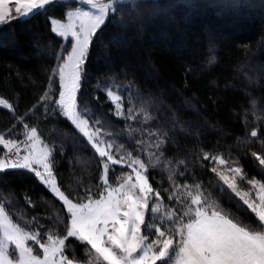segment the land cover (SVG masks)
I'll return each mask as SVG.
<instances>
[{"label": "trees", "instance_id": "1", "mask_svg": "<svg viewBox=\"0 0 264 264\" xmlns=\"http://www.w3.org/2000/svg\"><path fill=\"white\" fill-rule=\"evenodd\" d=\"M158 2L167 6L155 13L146 11L144 21L133 25L122 43H112L118 32L115 27L94 37L77 98L80 110L98 128L120 134V143L133 154L138 152L139 141L147 156L158 134L166 133V163L186 160L191 168L202 151L222 153L237 162L247 179L264 184V167L251 155H264V144L248 142V133L258 126L256 117L264 118V0ZM65 11L66 4L57 3L49 16L64 18ZM51 29L49 21L39 15L14 19L10 26L0 28V98L15 109L14 115L0 105V135L6 139L24 138L17 117L33 109L44 91H55L59 98L58 81L49 85L48 78L63 40ZM105 50L107 58H100ZM212 56L215 61L209 63ZM112 85L123 97V116L115 115V105L106 95ZM132 104L141 107L140 112L133 109L135 119L128 112ZM25 123L36 126L41 139L53 149V171L61 189L74 201L77 197L83 201L85 189L98 198L97 193L104 191L102 163L78 129L62 115L49 112L46 117L43 108H36ZM4 152L0 145V157ZM118 169L110 170L112 186L118 181ZM193 171L219 210L257 229L254 214L221 189L214 174L199 167ZM171 174L169 168L157 166L150 182L153 187L168 188ZM0 202L29 226L35 223L36 230L44 225L55 233L64 232L66 207L30 172H0ZM163 206L169 211L177 207L167 200ZM74 248L79 259L88 255L84 251L89 248L79 243Z\"/></svg>", "mask_w": 264, "mask_h": 264}, {"label": "snow or ice", "instance_id": "2", "mask_svg": "<svg viewBox=\"0 0 264 264\" xmlns=\"http://www.w3.org/2000/svg\"><path fill=\"white\" fill-rule=\"evenodd\" d=\"M7 2L0 0V25L10 26V17L44 16L53 26L51 30L68 40V47L55 54L56 65L50 69L48 78L49 85L58 81L59 98H55V91L46 90L33 109L17 117L24 130V140L0 135V145L8 149L0 157V172L25 170L34 174L66 207L67 222L63 223V234L45 229L44 225H38L39 230H36L35 223L21 226L0 203V264H82L75 256L76 243L85 248L90 246L93 257L87 264H264V184H259L257 203L249 192L238 188L237 177L243 178V169L234 166L237 162L226 159L222 153L202 151L191 168L186 160L166 163L164 153L169 139L166 133L158 134L160 138L152 144L147 156L139 141L138 152L133 154L123 144L117 146L101 139L100 129L94 128L85 118L87 112L80 110L77 94L93 39H98L97 33L115 27L118 32L113 35L112 43H122L125 33L144 21L146 11L155 13L167 5L158 0H81L88 6L87 10L69 9L62 13L66 22H61L49 16L56 10L57 0H13L15 15L11 8L5 9ZM107 55V50L99 54L105 59ZM214 61L215 56H212L209 63ZM106 95L120 100L111 90H107ZM252 104L255 106V101ZM0 105L15 115L13 105L7 100L0 98ZM36 108H43L46 117L49 112L66 117L87 138L102 163L100 179L104 191L97 193L98 198H93L90 189H85L83 201L80 197L74 201L61 189L53 172V149L42 144L36 126L25 123ZM115 108V115L123 116L119 102ZM128 111L135 119L133 109ZM144 115L147 118V114ZM256 120L258 126L248 133V142L264 144V128L259 127L264 124V118L256 117ZM13 149L15 154L9 155ZM121 152L123 154H119ZM251 155L264 167V155L256 152ZM117 166L126 167L128 171L112 186L108 175ZM157 166L167 167L172 172L168 188L162 184L153 187L150 182V174ZM197 167L214 174L221 189H226L254 214L258 230L242 225L217 208L209 199L211 192L193 171ZM178 179L185 182L177 183ZM189 179L191 183L187 182ZM247 183L253 187L258 184L254 180ZM164 200L177 207L162 210Z\"/></svg>", "mask_w": 264, "mask_h": 264}, {"label": "rangeland", "instance_id": "3", "mask_svg": "<svg viewBox=\"0 0 264 264\" xmlns=\"http://www.w3.org/2000/svg\"><path fill=\"white\" fill-rule=\"evenodd\" d=\"M61 2H63V3H65L66 4V11L67 10H69V9H75V8H77V7H82V8H84L85 10H87V7L88 6H86V5H84V4H82V2H81V0H57V3H61ZM15 7H16V5H15V3L13 2V0H8V2L5 4V9H7V8H11L12 9V11H13V14L15 15ZM10 19V21H12V20H14V19H16V18H9ZM23 19V18H22ZM53 19H57V20H60L61 22H66V17H64V18H53ZM1 27H4V25H0V28ZM53 27V26H52ZM58 35V34H57ZM60 38H62V37H60ZM62 40H63V48L64 47H68V40H66L65 38H62ZM118 88L115 86V85H112L111 87H109L107 90H111L116 96H118L119 98H120V100L119 101H115V100H113V99H111L112 101H113V103H114V105H116V103L117 102H119L120 103V106H121V111L124 113V106H123V97L120 95V93L118 92V90H117ZM77 98H78V94H77ZM131 108L132 109H136V110H138V112H140V110H141V107L140 108H135V105H133L132 104V106H131ZM129 112V111H128ZM86 118V117H85ZM87 119V118H86ZM71 122V121H70ZM91 123V122H90ZM92 124V123H91ZM93 125V127L94 128H97V126L96 125H94V124H92ZM104 127H102L101 129H100V132L102 133V135H101V139H104V140H108V141H110V142H112L113 144H115V145H117V146H119L121 143V141L119 140V138H118V136H120V134L117 136V135H114V133H113V131H110V130H107V129H103ZM79 131V130H78ZM82 134V133H81ZM83 135V134H82ZM86 138V137H85ZM87 139V138H86ZM40 140L42 141V144L43 145H45V146H47V147H49L42 139H41V137H40ZM19 141V140H18ZM50 148V147H49ZM126 148V147H125ZM4 149H5V152H4V154L6 153V152H8V149H6L5 147H4ZM127 149V148H126ZM128 150V149H127ZM129 151V150H128ZM4 154L1 156V157H3L4 156ZM119 154H123V152H121V153H119ZM234 166H238L237 164H235ZM118 170H117V175H118V178L123 174V173H126L127 171H128V169L125 167V168H121L120 166H118ZM54 172V171H53ZM55 174V173H54ZM56 176V175H55ZM109 176H110V172H109V175H108V182L110 183V179H109ZM56 179H57V177H56ZM118 180V179H117ZM248 180H254V181H257L258 182V184H257V186H255V187H253V186H251V185H249L248 183H247V181ZM58 181V180H57ZM237 185H238V188L241 190V191H247V192H249V195H250V198H252L253 200H255L257 203H259V200H258V197H257V193H258V191H259V184H263L261 181H259V180H257V179H247L246 178V176L243 174V178H240V177H237ZM117 183H118V181H117ZM117 183L115 184V185H113V186H116L117 185ZM1 203V202H0ZM217 205V204H216ZM217 207H218V205H217ZM163 208H164V206L162 205V210H163ZM6 209V208H5ZM7 211V210H6ZM7 213L9 214V216L14 220V222H17V223H20L21 224V226H24V225H29V224H27V220L25 219V218H22L21 216L19 217L18 215V213H16L15 212V214H14V212H11V214L7 211ZM12 214H14L15 215V218H13V216H12ZM16 217H18L19 218V220L18 219H16ZM146 219H148V216L146 215ZM29 230H31V229H29ZM89 248H90V246H89ZM86 254H88V255H86V257L84 258V259H79V257H77L76 256V254H75V256H76V258L78 259V260H80L81 262H82V264H87V261H89V260H91L92 259V257H93V253L89 250V249H86V251H84ZM69 255L71 256V253H69Z\"/></svg>", "mask_w": 264, "mask_h": 264}, {"label": "built area", "instance_id": "4", "mask_svg": "<svg viewBox=\"0 0 264 264\" xmlns=\"http://www.w3.org/2000/svg\"><path fill=\"white\" fill-rule=\"evenodd\" d=\"M22 140H24V138L23 139H21V140H19V141H22ZM23 145H21V153L23 154ZM15 154V150L13 149L10 153H9V155H14Z\"/></svg>", "mask_w": 264, "mask_h": 264}]
</instances>
